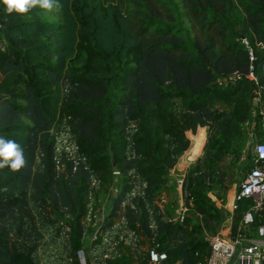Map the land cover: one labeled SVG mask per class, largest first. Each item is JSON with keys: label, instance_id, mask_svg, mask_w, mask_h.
<instances>
[{"label": "trees", "instance_id": "16d2710c", "mask_svg": "<svg viewBox=\"0 0 264 264\" xmlns=\"http://www.w3.org/2000/svg\"><path fill=\"white\" fill-rule=\"evenodd\" d=\"M122 1L53 0L60 22L39 19V6L20 15L0 4V137L17 142L26 160L18 171L0 169V264L41 262L39 250L57 224L70 225L60 242L75 255L92 175L100 189L122 183L108 217L122 211L130 228L166 254L162 264H197L209 253L185 222H171L158 209L152 230L145 204L168 186L190 149L187 133L205 129L211 164L240 154L233 144L255 119L248 76L263 80L264 0H183L192 37L171 1L126 0L128 9ZM234 73L239 77L229 81ZM61 133L74 143L73 156L57 155ZM136 180L145 184L144 199L133 200L138 219L121 205ZM200 187L190 193L192 209L210 231L222 213ZM249 209V201L239 203L235 232ZM263 219V212L254 214L248 230L256 234Z\"/></svg>", "mask_w": 264, "mask_h": 264}, {"label": "built area", "instance_id": "2783aa9c", "mask_svg": "<svg viewBox=\"0 0 264 264\" xmlns=\"http://www.w3.org/2000/svg\"><path fill=\"white\" fill-rule=\"evenodd\" d=\"M241 42L245 45L247 41L242 39ZM259 48L264 50V43L258 44ZM250 60L253 59L252 51L248 50ZM261 73L263 80H259L250 73L248 79L255 85L251 105L253 108V118L258 119V124L261 127L262 137L258 138L254 134H249V141L252 144L250 165L248 166L245 175L239 183L235 191L231 203L230 212H235L238 209L240 202L249 201L250 209L242 214V219L237 227L236 233L232 236H223L220 234L208 237L205 241L208 245L209 253L204 257L203 261H198L197 264H264V242H259L251 238H247L244 230L253 223L254 214L264 213V62L261 64ZM238 74H233L229 81H234L238 78ZM221 78L218 77L216 83H220ZM221 84V83H220ZM245 125H249L246 123ZM244 125V126H245ZM243 126V127H244ZM69 138V136L66 134ZM259 140H258V139ZM59 139H57L56 153L61 155L62 151L70 156L75 154L76 147L70 141L69 147H60ZM62 168H60L61 170ZM118 174V172H115ZM184 178L177 180L178 187L184 191ZM131 188L126 191L122 201V209L128 206L133 211V216L139 218L141 210L138 203L133 200L137 198L144 199L145 184L139 180L128 183ZM90 187L93 190L90 193V203L88 205L87 215L84 219V234L82 236L83 246L75 254V257L64 255L61 264H109L110 262L120 258L127 248L135 251L139 243V233L136 229L130 228L128 220L120 211L117 217L111 223H107L103 217L97 218L92 211V199L94 194L100 190V182L95 175L91 176ZM115 196L119 193V189H113ZM193 206V199L190 194L184 191L182 203L175 217L168 219L171 222L182 224L185 221L189 208ZM156 205L153 202H146L145 208L150 216L149 227L155 230L154 215ZM159 210V209H158ZM162 214V212L159 210ZM164 216V215H163ZM62 226V227H61ZM60 230V238L54 243L55 246H61L60 239H67L71 233V227L68 223L62 225L57 224L54 228L49 229L44 242L48 243L51 239V234H55ZM256 235L258 238L264 237V228L258 227ZM41 264H52L47 262L44 256ZM166 260V254L159 253L156 246H150L147 254V262L145 264H162ZM59 264V263H58Z\"/></svg>", "mask_w": 264, "mask_h": 264}, {"label": "rangeland", "instance_id": "374dc122", "mask_svg": "<svg viewBox=\"0 0 264 264\" xmlns=\"http://www.w3.org/2000/svg\"><path fill=\"white\" fill-rule=\"evenodd\" d=\"M169 1H171L176 6L177 13L182 14L177 17V23L192 37L195 33V30L190 27L188 19L184 16L185 7L183 0ZM122 4L124 9L130 8V5H128L126 0H123ZM152 6L154 7L155 5L152 4ZM37 17L44 21L60 22L61 12L59 8L54 7L53 10H45ZM216 108L218 110L223 109L222 106H217ZM197 134L198 136H194L191 133H187V137L189 138L190 142H193L201 136H204V143L200 152L198 155H194L189 162L187 160V154L185 153L180 159L179 163L171 171L172 174L169 175V186L165 190L161 189L158 194L162 191L163 194L169 195L172 201H174V198L176 200L179 191L177 189V180L179 178L185 179V192L188 194L192 193L196 189L197 185L201 186V190L207 194L208 198L217 204L216 208L221 211L222 219L219 224L213 225V222L209 231L205 229L204 225L202 224L201 217L195 214V211L191 209L184 221L185 224H187V228L192 230L198 238L204 241L208 237L217 234L223 235L225 237L232 236V234L234 235L236 233L234 228L238 219V214H234V212L232 213L229 211L231 199L233 193H235L239 183L245 175L248 166L250 165V150L252 144L249 141V134H254L258 138H261V127L255 119L249 123V125H245L243 127V136L236 140L233 144L235 149L240 150L238 157L225 158L218 164H211L203 151V147L207 141V132L205 129H202ZM58 139L60 140V147L70 146V140L66 136V133H61ZM122 186L123 185L121 182L115 181L111 188H101L96 192L94 198L92 199L91 208L93 213L96 214L97 218L100 216L105 219L109 218L108 216H110V213L113 209V201L115 199V192L113 189L118 187V189L121 190ZM181 197H184L183 190ZM166 215L169 220L172 219L173 215H169L167 213ZM261 221H263V224H261L259 227L262 226L264 228V219ZM255 230L256 228H249V230L247 228L245 232L246 237L252 238L259 242H264V237L258 238V236L255 234ZM138 239L139 243L135 251L132 252L130 246H127L122 256L117 259L120 264H145L147 262V254L151 245L148 238H146L142 232L139 233ZM39 254L41 256L43 255L47 262L52 261V264H61L64 255L75 257V255L67 253V251H65L61 246L50 245L49 242L48 245L39 250ZM40 259L42 261L43 257H40ZM38 264H41V262L39 261Z\"/></svg>", "mask_w": 264, "mask_h": 264}, {"label": "clouds", "instance_id": "9594fccd", "mask_svg": "<svg viewBox=\"0 0 264 264\" xmlns=\"http://www.w3.org/2000/svg\"><path fill=\"white\" fill-rule=\"evenodd\" d=\"M0 4L5 6L8 14L16 13L23 15L35 6L51 11L59 8V4H54L53 0H0ZM26 164L23 149L14 140H5L0 137V169L5 167L18 171Z\"/></svg>", "mask_w": 264, "mask_h": 264}, {"label": "crops", "instance_id": "0c3cea01", "mask_svg": "<svg viewBox=\"0 0 264 264\" xmlns=\"http://www.w3.org/2000/svg\"><path fill=\"white\" fill-rule=\"evenodd\" d=\"M196 136H198V134ZM203 143H204V136H201L196 141L191 142L190 149L186 152L188 162L192 159L191 153L193 151L194 145H195L194 155H198V153L200 152V150L202 148ZM170 174H172V172ZM168 186H169V184H168ZM167 187L163 188V190H165ZM177 189L179 190L178 195L176 197V200L174 198V201H176V202L172 201L171 197H169V195L163 194L162 191L154 197V201H155L156 205L158 206L157 208L162 212V214L165 216V218H167L166 213L169 215H173L172 218L175 217L176 213L178 212V210L180 208V205H181L182 199H183L181 197L182 190L178 186H177ZM233 195H234V193H233ZM215 205L217 206V204H215ZM191 209H192V207H190L189 212ZM113 220H114V217H109L106 219L108 224L111 223Z\"/></svg>", "mask_w": 264, "mask_h": 264}, {"label": "water", "instance_id": "95a60500", "mask_svg": "<svg viewBox=\"0 0 264 264\" xmlns=\"http://www.w3.org/2000/svg\"><path fill=\"white\" fill-rule=\"evenodd\" d=\"M113 171H116V167H115L114 163H113Z\"/></svg>", "mask_w": 264, "mask_h": 264}]
</instances>
